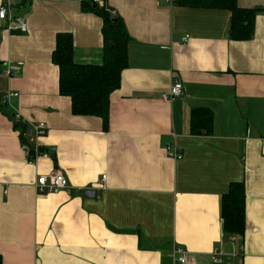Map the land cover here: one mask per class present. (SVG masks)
<instances>
[{
  "label": "crops",
  "instance_id": "0c3cea01",
  "mask_svg": "<svg viewBox=\"0 0 264 264\" xmlns=\"http://www.w3.org/2000/svg\"><path fill=\"white\" fill-rule=\"evenodd\" d=\"M22 1L12 3L28 32L0 20L2 264H170L176 247L190 264H264V0H238L262 10L249 41L230 39L225 9L98 3L131 37L107 123L72 114L52 62L57 35L70 33L76 63L103 64L102 19L77 0ZM176 81L184 95L162 100ZM8 93L18 96L5 104ZM199 108L212 111L210 135H192ZM20 121L29 133L47 125L36 145L50 159L28 162ZM172 144L181 160L168 157ZM56 170L71 192L38 193L39 176ZM232 183L245 187L243 238L223 231L221 199Z\"/></svg>",
  "mask_w": 264,
  "mask_h": 264
},
{
  "label": "trees",
  "instance_id": "16d2710c",
  "mask_svg": "<svg viewBox=\"0 0 264 264\" xmlns=\"http://www.w3.org/2000/svg\"><path fill=\"white\" fill-rule=\"evenodd\" d=\"M33 1L35 0H23L21 4ZM77 1L81 2L84 11L94 13L103 21L104 62L101 65L76 63L72 35L59 33L52 53V62L58 66L60 72L59 91L62 96L71 99L73 115L98 117L107 123L110 118L112 94L120 88L122 72L128 67L131 37L123 19L117 13L113 15L109 7H101L94 0ZM174 5L228 10L231 13L229 36L232 41L251 40L255 35L256 16L262 12L260 8H241L238 0H174ZM212 124L213 115L210 109L199 108L191 112L192 135H210ZM16 127L22 128V145L29 144L30 133L27 126L20 121L16 123ZM30 146L28 160L35 157V147L33 144ZM221 216L224 234L244 237L246 195L243 183H232L229 191L222 196Z\"/></svg>",
  "mask_w": 264,
  "mask_h": 264
},
{
  "label": "built area",
  "instance_id": "2783aa9c",
  "mask_svg": "<svg viewBox=\"0 0 264 264\" xmlns=\"http://www.w3.org/2000/svg\"><path fill=\"white\" fill-rule=\"evenodd\" d=\"M14 0H0V20L4 21L7 25L8 31H16L20 33L28 32V24L27 21L15 14V6L12 3ZM105 0H94L96 4L104 3ZM166 3L170 6L174 5V0H166ZM113 15L116 13L111 11ZM190 37L186 36L183 38V43H187ZM184 95V85L180 82H174L168 92L163 93L162 100L172 101L175 98L181 97ZM18 96L17 93H8L5 96L4 103L8 104L10 102L11 97ZM20 119V118H18ZM48 132L47 125L43 123H36L33 125V129L31 133L28 135L29 144H23L24 151L26 152L27 157L30 156L31 152V144L35 147V157L32 160H28L29 163H36L40 159H50V154L48 151L41 150L40 147L36 145V141L40 137H44ZM168 157L181 160L183 155L178 152V146L176 144H172L167 148ZM105 179V176L103 177ZM36 191L40 194H56L59 192H71V186L69 181L63 171H53L49 174L40 175L37 181L34 184ZM231 241L235 240V236L230 238ZM220 253L217 250L213 251V260L218 261V256ZM191 263V255L186 250H183L179 247L173 249L171 255L170 264H190Z\"/></svg>",
  "mask_w": 264,
  "mask_h": 264
},
{
  "label": "water",
  "instance_id": "95a60500",
  "mask_svg": "<svg viewBox=\"0 0 264 264\" xmlns=\"http://www.w3.org/2000/svg\"><path fill=\"white\" fill-rule=\"evenodd\" d=\"M87 194L89 195V196H93L94 195V192H92V191H87Z\"/></svg>",
  "mask_w": 264,
  "mask_h": 264
}]
</instances>
